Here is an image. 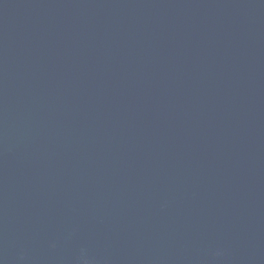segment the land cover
I'll use <instances>...</instances> for the list:
<instances>
[{
  "label": "water",
  "instance_id": "water-1",
  "mask_svg": "<svg viewBox=\"0 0 264 264\" xmlns=\"http://www.w3.org/2000/svg\"><path fill=\"white\" fill-rule=\"evenodd\" d=\"M0 264H264V0H0Z\"/></svg>",
  "mask_w": 264,
  "mask_h": 264
}]
</instances>
